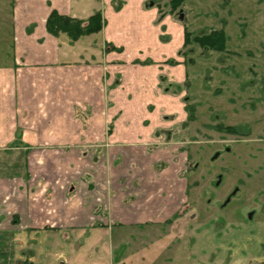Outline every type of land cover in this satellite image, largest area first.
Listing matches in <instances>:
<instances>
[{"label":"crops","instance_id":"crops-1","mask_svg":"<svg viewBox=\"0 0 264 264\" xmlns=\"http://www.w3.org/2000/svg\"><path fill=\"white\" fill-rule=\"evenodd\" d=\"M53 10L100 13L101 31L53 36ZM185 31L159 0H0V264L45 242L46 264H88L74 259L88 230L195 220L173 192L187 162L177 110L199 93L177 91Z\"/></svg>","mask_w":264,"mask_h":264},{"label":"rangeland","instance_id":"rangeland-1","mask_svg":"<svg viewBox=\"0 0 264 264\" xmlns=\"http://www.w3.org/2000/svg\"><path fill=\"white\" fill-rule=\"evenodd\" d=\"M164 3L159 0V5ZM263 3L184 0L176 17L189 34L202 36L223 29L226 38L225 53L204 51L198 45L177 53V62L186 61L177 66V91L191 87L199 93L189 100L185 113L177 110L174 129L177 140L186 144L187 162L181 173L177 164L173 192L177 191V198L182 192L186 195L182 210L195 214V220L185 216L181 225L172 220L159 226L88 230L74 259L88 264H264ZM225 127H233L235 133L224 132ZM159 132L166 137V131ZM133 168H122L127 175L120 184L127 182ZM182 179L187 182L185 194V184L178 185ZM137 184L132 181L131 190ZM141 195L139 190L133 192L130 201ZM45 245L21 260L46 264Z\"/></svg>","mask_w":264,"mask_h":264},{"label":"trees","instance_id":"trees-1","mask_svg":"<svg viewBox=\"0 0 264 264\" xmlns=\"http://www.w3.org/2000/svg\"><path fill=\"white\" fill-rule=\"evenodd\" d=\"M184 0H166L167 14L177 17ZM46 30L49 34L57 36L65 34L70 41H76L80 37L97 34L102 28V19L100 13H95L86 20L71 19L67 16L59 15L56 11H51L46 19ZM183 50L189 45H198L200 49L225 53V34L223 29L210 31L206 35L194 36L185 31ZM224 132L235 133L233 127H225ZM175 215L174 219H177Z\"/></svg>","mask_w":264,"mask_h":264}]
</instances>
